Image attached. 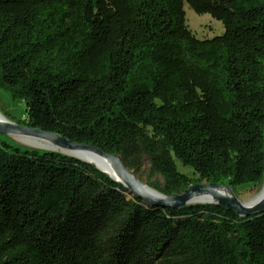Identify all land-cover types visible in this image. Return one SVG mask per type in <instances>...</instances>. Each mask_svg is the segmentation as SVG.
I'll use <instances>...</instances> for the list:
<instances>
[{
	"label": "trees",
	"instance_id": "obj_1",
	"mask_svg": "<svg viewBox=\"0 0 264 264\" xmlns=\"http://www.w3.org/2000/svg\"><path fill=\"white\" fill-rule=\"evenodd\" d=\"M185 6L223 33L196 38ZM0 90L165 196L264 180V0H0ZM0 264H264V212L152 206L0 135Z\"/></svg>",
	"mask_w": 264,
	"mask_h": 264
},
{
	"label": "water",
	"instance_id": "obj_2",
	"mask_svg": "<svg viewBox=\"0 0 264 264\" xmlns=\"http://www.w3.org/2000/svg\"><path fill=\"white\" fill-rule=\"evenodd\" d=\"M0 135L33 137L40 139L48 144H52L57 149L41 150L56 152L64 156L72 157L79 161L95 166L96 169H98L100 172L108 175L112 180L127 188L129 192L133 193L135 197L142 199L144 202L152 206H159L163 208L177 210L186 206L216 205L219 207H223L226 210L233 211L240 217L246 218L255 217L264 212V195L258 202L254 204L252 203V201L248 203H242L238 201V199L235 197L234 189L228 185H216L212 183L194 184L189 186L181 194L165 196L159 193L158 191L150 188L149 186L145 185L132 172L127 170L118 156L106 154L101 150L97 149L96 147L90 145L73 143L58 134L47 133L38 129L22 126L8 121V123L0 122ZM76 150L89 151L100 156L111 164L113 174L101 170L91 162L82 160L75 155L65 152ZM218 190L226 191L228 193V196L219 195L217 193ZM204 195H210L212 197V200L205 203H194V199L202 197Z\"/></svg>",
	"mask_w": 264,
	"mask_h": 264
},
{
	"label": "rangeland",
	"instance_id": "obj_3",
	"mask_svg": "<svg viewBox=\"0 0 264 264\" xmlns=\"http://www.w3.org/2000/svg\"><path fill=\"white\" fill-rule=\"evenodd\" d=\"M185 18L188 28L193 32V34L198 39L212 38L214 36L220 35L223 33L224 28L222 23L213 19L210 15H197L187 6H185ZM0 113L10 122L22 125V121L25 119V106L22 102L13 101L10 96L0 90ZM23 126V125H22ZM7 141L10 143L19 146L21 148H27L33 150L34 148L24 145L19 142L16 138L19 136H4ZM41 150V149H36ZM178 170L182 174L188 176L192 179H197L193 175L192 171L188 168H183L178 165ZM138 179L147 185V172L144 168V172L138 176ZM264 182V180H263ZM261 186L253 187H240L237 190H234V195L238 201L242 203L251 202L261 191ZM205 184V183H204Z\"/></svg>",
	"mask_w": 264,
	"mask_h": 264
},
{
	"label": "bare ground",
	"instance_id": "obj_4",
	"mask_svg": "<svg viewBox=\"0 0 264 264\" xmlns=\"http://www.w3.org/2000/svg\"><path fill=\"white\" fill-rule=\"evenodd\" d=\"M0 122L2 123H8V120L4 118V116L0 113ZM19 142L23 143L26 146L32 147L35 150L36 149H57L54 145L48 144L46 142H43L40 139L33 138V137H27V136H19L16 138ZM66 153L72 154L77 156L78 158L91 162L95 164L98 168H100L103 171H106L108 173L113 174V170L111 167V164L101 158L100 156L84 150H76V151H65ZM217 193L222 196H228V193L223 190H218ZM264 195V182L262 185V189L260 193L252 200V203L258 202L261 197ZM212 200V197L210 195H204L202 197H198L194 199V203H205Z\"/></svg>",
	"mask_w": 264,
	"mask_h": 264
}]
</instances>
